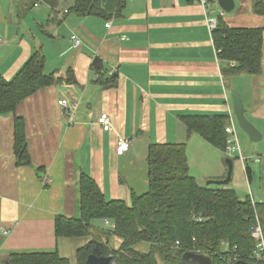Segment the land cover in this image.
Here are the masks:
<instances>
[{
  "label": "crops",
  "instance_id": "1",
  "mask_svg": "<svg viewBox=\"0 0 264 264\" xmlns=\"http://www.w3.org/2000/svg\"><path fill=\"white\" fill-rule=\"evenodd\" d=\"M74 1L59 0L52 9L43 2L0 0V76L11 79L41 48L46 73L66 78L71 70L74 78L40 88L17 105L15 114H0V256L57 249L77 264L76 250L91 237L56 238L54 219L79 217L80 172L95 180L106 200L129 203L132 192L147 188L150 143H185L189 172H197L196 179H223L226 157L239 158L250 181L245 163L250 155L241 152V159L198 134L187 136L181 120L233 115L230 91L239 94L245 117L264 142V32L261 72L224 75L227 61L217 57L199 0H125L119 13V0H100L107 18L64 12ZM234 2L228 13L215 3L216 15L210 14H220L232 27L264 28V15L254 12L255 0ZM72 34L81 39L78 46ZM106 76L115 77L113 87L98 82ZM59 99L75 105L72 115ZM103 112L111 120L107 131L96 123ZM15 115L25 122L31 165L16 164ZM120 137L130 143L122 154L115 149ZM240 184L237 178L236 194ZM121 241L112 236L109 244L116 242V249ZM136 248L144 251L148 244Z\"/></svg>",
  "mask_w": 264,
  "mask_h": 264
},
{
  "label": "trees",
  "instance_id": "2",
  "mask_svg": "<svg viewBox=\"0 0 264 264\" xmlns=\"http://www.w3.org/2000/svg\"><path fill=\"white\" fill-rule=\"evenodd\" d=\"M43 2L52 9L59 0H30ZM213 11L215 0H207ZM125 0H119V13ZM67 12L79 16L107 18L100 0H75ZM254 12L264 15V0H255ZM263 27H232L217 15L212 41L220 60L227 61L224 75L261 72ZM45 55L36 49L9 80L0 76V114H15L17 105L40 88L74 81L72 71L63 78L44 71ZM103 88L113 87L115 77H99ZM228 114L188 115L181 117L187 136L198 134L212 146L226 151ZM14 155L17 165H31L27 148L25 122L14 116ZM227 158V157H226ZM147 190L131 193L129 203L106 200L95 180L84 172L79 178V217L57 215L54 219L55 237H87L91 239L76 250L77 264H89L87 257L110 256L108 264H183L186 252L209 256L210 264H264L254 257L255 241L250 227L260 220L264 234V218L260 206L264 203L240 198L232 187L201 185L189 172L186 146L183 142L150 143L147 148ZM37 170H41L37 167ZM247 174L249 168L246 167ZM214 185V184H213ZM96 219H108L115 226L102 229L106 238H94ZM95 230V233L92 231ZM122 239L118 248L109 244V237ZM147 243L148 249L136 248ZM0 264H70L57 249L14 251L0 256Z\"/></svg>",
  "mask_w": 264,
  "mask_h": 264
},
{
  "label": "rangeland",
  "instance_id": "3",
  "mask_svg": "<svg viewBox=\"0 0 264 264\" xmlns=\"http://www.w3.org/2000/svg\"><path fill=\"white\" fill-rule=\"evenodd\" d=\"M212 14H215V9L211 11ZM216 15V14H215ZM237 123V122H236ZM236 129L241 135V141L238 139L239 142V147L241 152L247 155H250L249 157H246L245 163L247 164V167L249 168L251 172V179L250 181L247 180L246 178V173L244 168H241L240 160L239 158H234L232 161V171H231V178L228 184H226L228 187H232L234 185V182L237 178L241 180L240 186V191L237 192V195L244 199L246 197L253 198L256 203H264V142L259 140L256 142H251L247 138V134L238 126L236 125ZM237 156V155H235ZM238 157V156H237ZM225 159V158H224ZM227 159V158H226ZM237 165L240 166V168L237 167ZM203 173V171H202ZM227 173V172H226ZM192 175L198 174L193 170ZM199 179V183L201 185H206V178L203 179L202 177H197ZM214 187H220L222 185L220 184H211ZM146 186H144V191L147 190L145 189ZM137 194H141V192H144L139 188ZM260 215L264 218V208L263 206H260ZM94 225L95 228L97 229V234H94V238L100 242H102L105 238L106 235H104L102 232H100V228L102 229H108L110 226L108 224H105L102 219H96L94 220ZM95 233V230L92 231ZM110 242L112 243V236L109 237ZM115 247L118 246V244L113 242ZM111 245V246H112ZM19 251V250H16ZM30 251H37V249H30ZM146 251V250H144Z\"/></svg>",
  "mask_w": 264,
  "mask_h": 264
},
{
  "label": "built area",
  "instance_id": "4",
  "mask_svg": "<svg viewBox=\"0 0 264 264\" xmlns=\"http://www.w3.org/2000/svg\"><path fill=\"white\" fill-rule=\"evenodd\" d=\"M199 1L202 4L205 11H207L206 12L207 27L209 29V32L212 34V31L215 29L217 25V17L210 14V4L208 3L207 0H199ZM64 12H67V10L65 9ZM105 26L108 27L109 23H106ZM70 39L73 43V46H78L81 43V39L76 34H72L70 36ZM2 42H3V37L0 34V44ZM58 105L64 108L67 111V113H69L70 115H72L75 110V105L69 104L66 99H59ZM228 116H229L228 124L225 127V132L228 134V138L226 140L227 143L226 152L229 155L235 154L242 159L243 157L239 147L238 136L236 133V119L234 118V115H232V113H229ZM96 123L104 131H107L111 128V120L107 113L104 112L100 113L96 118ZM129 146H130L129 141L124 137H120L116 141L115 149L117 153L122 154L129 149ZM251 201L253 203L252 199ZM255 218H256L255 223L250 227V236L255 241L254 257L264 262V234L260 220L257 218L256 215ZM103 221L105 224H108L110 228H113L115 226V224L113 222H110L108 219H103Z\"/></svg>",
  "mask_w": 264,
  "mask_h": 264
},
{
  "label": "water",
  "instance_id": "5",
  "mask_svg": "<svg viewBox=\"0 0 264 264\" xmlns=\"http://www.w3.org/2000/svg\"><path fill=\"white\" fill-rule=\"evenodd\" d=\"M216 4L221 8L223 12H231L235 6L234 0H215ZM97 62V61H96ZM100 63V61H98ZM97 64V63H96ZM101 64V63H100ZM101 66V65H100ZM230 98L232 102V111L234 118L238 126L248 135L251 141H257L261 138L259 131L247 120L244 115V108L240 96L235 91H230ZM227 173L223 179H208L206 185L220 184L225 186L229 183L232 171V161L226 159ZM111 260L110 256H96L93 254L88 255L87 261L89 264H108ZM181 260L183 264H210L211 260L209 256L204 254L186 252L182 255Z\"/></svg>",
  "mask_w": 264,
  "mask_h": 264
}]
</instances>
